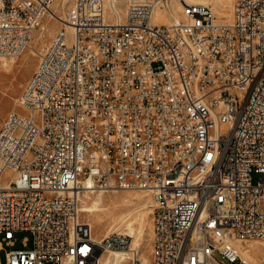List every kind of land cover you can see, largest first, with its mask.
Returning <instances> with one entry per match:
<instances>
[{
	"label": "built area",
	"instance_id": "2783aa9c",
	"mask_svg": "<svg viewBox=\"0 0 264 264\" xmlns=\"http://www.w3.org/2000/svg\"><path fill=\"white\" fill-rule=\"evenodd\" d=\"M174 1L75 0L39 54L0 128L5 264H264V0H236L227 24L180 0L157 25ZM54 2L0 0V57ZM88 181L150 196L148 261L131 236L93 238Z\"/></svg>",
	"mask_w": 264,
	"mask_h": 264
},
{
	"label": "rangeland",
	"instance_id": "374dc122",
	"mask_svg": "<svg viewBox=\"0 0 264 264\" xmlns=\"http://www.w3.org/2000/svg\"><path fill=\"white\" fill-rule=\"evenodd\" d=\"M74 1L75 0H55L52 6V11L57 12V14L60 17L65 16L66 18L68 10L71 7V5L74 3ZM206 1L207 0H205V2ZM219 1L228 2L229 0H219ZM217 2H218L217 0H208L206 2V5L211 6L217 18H219L222 8L218 5ZM235 2L236 0H230L227 4V10L230 11L231 9H233ZM178 3H180V0L174 1L173 13L174 12L178 13L176 11V6L178 5ZM166 15H169V13L164 12L162 15L159 16L157 20H155L157 25L163 24V21L165 20ZM43 24L45 25V29L42 31H41V28L38 29L34 33L32 40L30 42L35 52L32 53V51H30V48L28 47L25 50V52L21 56H19V58L15 59L14 62H11L12 60H9V58H8L9 61L0 60V128L2 126L3 120L10 112L19 110L18 99L20 98L22 94H26V85L38 65L39 54L49 45L56 31L62 27V24L58 22V20L53 18L52 16H48L44 20ZM41 33H43V37L40 38ZM36 39L38 40L34 42V40ZM125 192L126 191L104 193L102 197L104 199L111 200V198L114 197L115 195H122V193H125ZM131 193L138 195L144 200L149 199L151 200V203H152V199L147 193H144L141 191H131ZM98 194L99 192H96L95 194H93V196H97ZM83 195L84 193L81 194L80 199L83 198ZM138 206L139 204L134 205L133 207L126 208L123 211H127L128 209L135 210V209H138ZM118 209L119 210H115L114 205L110 202L108 203V206L105 211L106 216L104 218V222L101 225H95V227L92 230L93 237H96L97 239H101L102 237H104V233L107 231V229L117 224V221L114 222L110 219L113 218L114 215H118L122 208H118ZM150 210H152V204L149 210L145 211L146 212L145 214H147V217H146L147 226L145 227L146 245H143L141 247L142 251L147 256L148 255L150 256V248H151L150 246H151V239H152V231H151L152 214H150ZM81 220L87 223V220L84 217H81ZM6 252H7V248H3L0 251V263L1 264L6 263ZM110 255L111 254H109V256ZM109 256L106 255L105 260L107 257L109 258Z\"/></svg>",
	"mask_w": 264,
	"mask_h": 264
},
{
	"label": "bare ground",
	"instance_id": "6f19581e",
	"mask_svg": "<svg viewBox=\"0 0 264 264\" xmlns=\"http://www.w3.org/2000/svg\"><path fill=\"white\" fill-rule=\"evenodd\" d=\"M185 1L188 3L206 4L208 0L206 2L205 0H185ZM217 1H218L217 2L218 5L222 8L221 14L219 18H217V21L223 24L231 23L233 9H231L230 11L227 10V4L230 0L228 2L219 1V0ZM181 10H182V4L178 3V5L176 6V11L178 13L174 12L173 14L166 15L165 21H169L172 17L178 19L180 17L179 12ZM156 13L157 14H156L155 20H157L159 16L164 13V10H158ZM50 16L57 19L58 22L60 23H62L63 20H65V16L60 17L57 14V12L52 11V10H51ZM67 28L68 30L71 29L69 26ZM44 29H45V25L42 24L41 31ZM41 37H43V33L40 34V38ZM37 40L38 39L34 40V42ZM29 48H30V51H32V53L35 52L33 50L31 43L29 44ZM0 60L7 61L8 58L0 57ZM9 60H12L11 62L15 61V59H10V58ZM84 188H85V190L83 191L84 195H83V198L81 199V217H84L87 220V224L91 226L92 230L95 227V225L103 224L104 218L106 216L105 211L108 206V203L110 202L114 205L115 210H119L118 208H122V209L120 210V213L118 215H114L113 218L110 219L114 222L117 221V224L107 229V231L104 233V236H109L115 232H121L133 238L132 242H133L134 247L141 248L143 245H146L145 227L147 226V222H146L147 214H145L146 213L145 211L149 210V208L151 207V204H152L151 200L149 199L144 200L138 195L131 193V191H126L127 193L126 192L122 193V195H115L114 197L111 198V200L104 199L102 197L104 194L103 192H99L97 196H93V194H95L96 191L92 190L94 187L91 181L86 182ZM115 192H119V191H115ZM137 204H139L138 209H135V210L128 209L127 211H123L124 209L133 207L134 205H137ZM150 214H152V210H150ZM151 231H152V227H151ZM93 238L97 239L96 237H93ZM253 244H255L254 248H257L261 256L263 257L264 251H262L260 243H253ZM239 245L240 243H238V246ZM148 256L143 252V258L146 261L149 260ZM120 257H122V254H119L117 252L111 253L109 258L107 257L108 259L106 258V260L104 261V264H119L118 260ZM110 258L111 260L113 259L112 260L113 262L110 260Z\"/></svg>",
	"mask_w": 264,
	"mask_h": 264
}]
</instances>
